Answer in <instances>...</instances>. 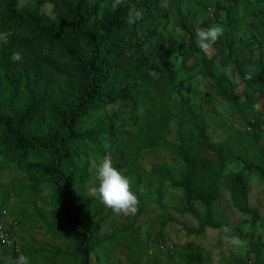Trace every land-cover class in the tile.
Listing matches in <instances>:
<instances>
[{
	"label": "trees",
	"instance_id": "1",
	"mask_svg": "<svg viewBox=\"0 0 264 264\" xmlns=\"http://www.w3.org/2000/svg\"><path fill=\"white\" fill-rule=\"evenodd\" d=\"M111 3L26 0L21 4L19 0H0V155L24 169L33 193L41 186L52 187L60 226L49 232L70 240V249L55 248L48 254L30 244L22 245L20 226L15 230L9 223L19 222L8 220L5 211L4 221L18 237V247L1 244L12 260L23 254L30 264H37L38 257V264H90L89 255L97 247L110 246L109 252L126 244L124 234L131 231V226L101 234L103 219H93L96 204L85 196L94 181L88 182L92 173L86 172L87 165L91 159L103 160L106 155L121 174L125 169L131 171L138 213L144 203L139 194L145 188V183L141 186L143 178L146 187L156 186L158 198L165 183L181 189L186 202L178 212L197 221L195 228L183 225L188 235L201 236L206 228L218 231L222 226L212 217V205L220 199L222 186L237 212L249 216L252 225L261 220L258 211L249 205V187L243 174L232 171L224 175L227 165L237 161L243 169L259 173L264 181V153L255 134L262 124L260 118L247 123L251 133L246 135L248 144L241 146H234L232 138L211 142L196 120L193 125L200 149L194 150L190 143H170L167 135L173 116L168 103L181 84H176L170 66L150 62L143 51L145 44L157 36L153 23L163 17L166 0H126L125 6L115 11ZM128 5L143 10V18L131 25ZM45 6H50V14ZM229 12L225 9L227 17ZM143 30L147 31L145 39ZM195 32H188L193 50H197ZM234 38L231 27L223 48L236 75L264 100V61L261 57L255 62L232 58ZM13 51H22L20 62L10 59ZM246 72L251 73V79H245ZM205 76L214 80L218 97L240 107V95L225 87L221 78L210 72ZM181 103L190 110L185 100ZM108 106L116 111L98 114ZM158 148L169 152L175 161L171 165L155 164L144 171L139 164L142 153ZM202 149L216 158L206 157ZM96 175L92 176L95 180ZM7 200L6 196L0 199L1 208ZM196 204L204 207L203 215L194 207ZM233 230L236 235L242 233L240 228ZM161 235V231L149 235V242L155 248L162 243L165 254L174 261L179 253L165 247ZM251 247L250 264H260L264 242ZM230 263L248 264L244 259Z\"/></svg>",
	"mask_w": 264,
	"mask_h": 264
},
{
	"label": "rangeland",
	"instance_id": "2",
	"mask_svg": "<svg viewBox=\"0 0 264 264\" xmlns=\"http://www.w3.org/2000/svg\"><path fill=\"white\" fill-rule=\"evenodd\" d=\"M19 1L21 4L26 3V0ZM223 8L230 11L228 17ZM44 10L51 13L50 6H45ZM163 11V17L153 23L157 36L145 44L143 51L150 62L170 66L175 71L176 84H181V88L169 98L168 104L173 117L167 140L174 144L190 143L194 150L200 149L193 125L196 120L203 125L211 142L232 138L234 146H241L248 144L246 135L251 133L247 123L259 117L262 124L255 134L264 153V100L256 91L242 84L228 57V51L223 48L232 27L235 32L232 58L255 62L261 57L264 61V0H166ZM212 25H220L224 29L218 41L206 53L197 45V50L191 49L188 32ZM142 36L145 39L147 31L143 30ZM227 65H232L230 79L221 71ZM207 72L221 78L225 87H230L240 95L239 108L216 95L214 80L205 76ZM181 100L186 101L190 110L185 108ZM114 111L115 107L108 106L98 111V114H111ZM202 152L208 158H216L209 150L202 149ZM109 158L111 159L110 156ZM174 161L169 152L158 148L143 152L139 164L148 172L155 164L171 165ZM101 162V158L91 159L86 172H91L93 176ZM126 170L122 175L129 178L131 188L134 177L131 171ZM232 171H240L245 177L249 187V205L258 211L261 219L252 225L249 216L234 209L229 193L222 186L220 199L212 205V217L221 225L240 228L242 233L239 236L247 241V247L239 252H233L217 230L206 228L201 236L186 234L183 225L195 228L197 221L189 214L178 212L186 202L181 189L165 183L161 188V198H158L156 186L146 187L147 180L143 178L141 186L145 183V188L139 192L144 197L142 212L135 216L115 215L91 196V189L99 183L91 176L88 182L94 180L93 187L85 191V196L96 204L97 211L92 210L93 219H103L101 234H111L126 226H131V231L124 234L126 244L114 247L112 251L108 252L110 246L94 249L89 255L90 264H133L135 261L139 264H231L236 259H244L250 264L249 260L253 255L251 244L264 242V181L259 173L243 169L237 161L227 165L224 175L227 176ZM52 190L51 186H41L33 193L24 169L0 155V199L3 196L8 199L0 210L7 212L8 220L19 222L21 244L44 249V254L53 252L55 248L70 249L69 239H61L59 235L49 232L60 226V218L55 217L57 211L51 198ZM131 190L134 192L132 188ZM194 207L203 215V206L196 204ZM158 231L162 232L164 246L170 250L173 247L179 253L175 255L174 261L169 259L163 248H155L154 243L149 242L148 236H156ZM180 255L183 257L180 258ZM9 260H12L10 254L0 244L1 264H8ZM35 260L38 264L39 257ZM260 260V264H264V248L260 251Z\"/></svg>",
	"mask_w": 264,
	"mask_h": 264
},
{
	"label": "clouds",
	"instance_id": "3",
	"mask_svg": "<svg viewBox=\"0 0 264 264\" xmlns=\"http://www.w3.org/2000/svg\"><path fill=\"white\" fill-rule=\"evenodd\" d=\"M126 0H112L113 11L125 6ZM128 23L134 24L143 18V10L136 9L134 5H128ZM224 29L220 25H212L207 28H197L195 42L197 47L207 52L212 45L223 35ZM10 59L12 62H20L23 59L22 51H13ZM221 71L229 79L232 75V65L222 67ZM245 79H251V73H245ZM96 179L98 186L91 189V196L109 208L115 215L135 216L139 211V200L130 188V180L113 166L109 156H105L97 167ZM222 240L231 247L233 252H239L247 247V241L234 233L231 226L225 224L218 229ZM8 264H30V260L23 254L9 260Z\"/></svg>",
	"mask_w": 264,
	"mask_h": 264
},
{
	"label": "built area",
	"instance_id": "4",
	"mask_svg": "<svg viewBox=\"0 0 264 264\" xmlns=\"http://www.w3.org/2000/svg\"><path fill=\"white\" fill-rule=\"evenodd\" d=\"M5 211L0 213V244H3L8 247L16 246L18 247V237L14 235L10 229V225L5 223ZM12 224V227L16 230L18 224L16 222H9ZM160 249L163 248L162 245L159 246Z\"/></svg>",
	"mask_w": 264,
	"mask_h": 264
}]
</instances>
